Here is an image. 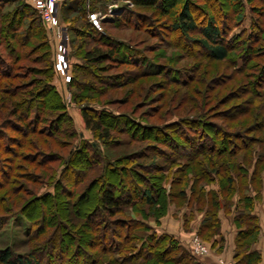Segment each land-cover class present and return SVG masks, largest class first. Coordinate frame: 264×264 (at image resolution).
Listing matches in <instances>:
<instances>
[{"label":"trees","instance_id":"obj_1","mask_svg":"<svg viewBox=\"0 0 264 264\" xmlns=\"http://www.w3.org/2000/svg\"><path fill=\"white\" fill-rule=\"evenodd\" d=\"M113 1L66 0L58 8L68 36L66 86L92 135L88 141L76 131L52 82L55 52L42 19L26 0H0V90H8L0 96V229L16 215L28 223V251L0 248V264H199L173 237L155 232L148 218L157 220L169 205H194L204 212L198 235L206 239L217 231V210L228 209L226 202L236 193V214L248 218L250 229L256 227L244 210L264 191V0H227L222 20L207 10L200 13L202 26L199 7L191 5L196 0H183L168 23L169 0H119L121 10L102 20L100 29L91 25L87 13ZM161 19L181 47L183 41L197 45L208 59H231L235 72L247 71L233 94L245 91L262 101L250 98L243 110L237 104L220 112L240 120L239 127L245 122L243 128L208 124L206 130L196 118L150 124L145 119L155 107L136 115L133 109L119 110L117 99L101 101L133 83L134 76L200 84V65L159 62L131 39L110 32L135 30L159 38L166 48ZM245 20L248 26L242 28ZM213 90L204 89L205 98ZM145 140L152 142L114 157L98 144L127 147ZM130 159L135 162L127 163ZM244 249L241 236L235 264H255L256 255L245 259ZM41 252L44 261L37 256Z\"/></svg>","mask_w":264,"mask_h":264},{"label":"rangeland","instance_id":"obj_2","mask_svg":"<svg viewBox=\"0 0 264 264\" xmlns=\"http://www.w3.org/2000/svg\"><path fill=\"white\" fill-rule=\"evenodd\" d=\"M171 1L169 5V11H167V17L165 18L166 22L168 23L169 20H174L177 15V10L182 3L183 0H169ZM193 1V0H192ZM197 2H192V6H197V14L196 19L199 26H202L204 24L203 16L206 13L205 11H208L209 15L216 16L219 20H222L223 11L225 12L228 8L222 6L224 2L228 3L227 0H196ZM110 4H116L117 8L121 10V2L119 0H115L112 3H106L105 8L101 10H98L97 12L100 13V15L106 14L105 19L109 18L111 15L108 14L107 6ZM226 8V9H225ZM202 12L203 16H200ZM163 20L157 21V23L160 26L162 35L166 38V42L168 43V46L166 48L161 45L162 41L159 38H155L153 36L149 37L147 34L143 33H137L135 30H125V31H113L111 30L114 35L119 37H125L126 39H131L136 44L135 46H139L140 48L146 49L149 51L150 56L155 57L159 60V62H166L167 60L171 59L173 60L174 64L176 66H192V65H200L198 67L196 77L197 80L200 81V84L192 83L188 85H182L179 83L174 84L173 82H168L166 80H163V77L161 76H145V77H136L133 79V83H130L121 89H118L117 91L113 92L111 95L106 94L104 95L103 99L101 101H106L107 99L115 100L117 99V108L119 110L123 111H130L134 110L136 115L143 114V112H147L150 107H155L156 109L152 110V116L147 117L145 120H147L150 124H165L168 122H171L172 120H176L179 118H191V119H199L202 121L199 127L201 128H207V125H218L226 130H237L238 128H243L244 123H242V126L239 127V122L230 121L226 114H222V112L225 109L232 108L237 106V104H241L239 106L240 110H243V108H247V106H250L248 102V99L252 98L249 96L248 93L245 91L241 92L240 95L235 96L233 93H235V90L241 81L245 80V75L247 71H243L241 73H237L233 69V63L231 59H224L222 61H212L208 59L206 56L202 54L201 49L197 45H192L188 42L182 43L185 46L178 45V40L176 37V34H167L165 33V28L162 27ZM167 26V25H166ZM248 26V21L245 20V22L242 25V28H246ZM159 28V27H158ZM164 28V29H162ZM167 32V31H166ZM235 32H239V29L235 30ZM172 42L171 45L169 43ZM188 49V52H187ZM234 53V52H233ZM202 54V55H201ZM70 63L77 62L74 58H70ZM152 66H149L151 68ZM113 70L109 72H117L120 71ZM196 80V81H197ZM53 84L55 85L56 89L60 93V95L63 98V101L65 102L67 106V111L70 117L73 121V126L75 127L76 131L81 135L82 138L93 141L92 135L90 131L85 129L83 122L80 117L79 107L73 104L70 101L69 98V92L66 86V82L64 78L59 74L56 73L53 76L52 79ZM168 84V86H164ZM188 86V87H187ZM214 86V87H213ZM197 88H200V92H197ZM208 88L214 89L212 93H210V96L208 98H205L206 91ZM253 88V86H251ZM206 89L205 93H203V90ZM8 90H0V96H4L5 93ZM15 96V95H14ZM12 96L13 99L17 100L19 97ZM253 101L259 102L262 101V99H254ZM124 100H127V103H123ZM224 100L222 103L221 101ZM254 108V105L252 106ZM205 112V116L202 115V113ZM247 123V122H246ZM246 127V125H245ZM207 130V129H206ZM211 136H216L218 133H215V131H208ZM119 140L124 141L127 136L126 135H115ZM217 138V137H215ZM234 140V139H233ZM151 143L150 140H145L143 143H131L127 147H114V146H103L99 141L98 144L102 150H104V153L108 157H114L122 154H126L127 152H130L134 150L135 148H139L144 144ZM255 149H258V147H254ZM241 154H239L238 158ZM135 162L134 159H130L127 161V163H133ZM160 162V160L158 161ZM251 167V165H250ZM20 181L25 182L27 187H31L32 183L28 179H22L18 178ZM17 179V180H18ZM17 183V181H16ZM17 184H13L12 186L15 187ZM239 197V193H236L233 195L227 202L226 206L229 208L231 206H234L235 202L237 201V198ZM225 200V199H224ZM221 203H224L223 200ZM199 205H202L199 204ZM203 205H205L203 203ZM202 205V206H203ZM184 205L180 206H174L176 209H179L180 207H184ZM146 211L149 210L148 207L143 206ZM139 208V207H138ZM188 208V207H186ZM189 208L191 210L195 209L194 205H190ZM134 209V211H136ZM150 211V210H149ZM199 211V210H197ZM167 212V211H166ZM166 214V213H165ZM165 214L161 217H158L157 220L154 218H148L149 223L155 224L156 223H163L164 219H162ZM63 219L67 221V218H65L63 214ZM191 216H189L190 218ZM186 222V221H184ZM168 223H172V221H165L164 225H167ZM27 221L21 217V215H16L12 218H10L4 226L0 229V248H4L6 246H10L13 248L15 253H26L28 251V245L26 242L25 237V229L27 227ZM188 240L185 241L186 246L188 248V251L190 252L191 246H192V240L194 237H197L199 241L205 245L208 248V253L198 257H204L208 255L211 252V248L206 240L201 238L196 233H189ZM191 253V252H190ZM38 258L42 261H44L45 254L43 252L39 253ZM231 264H234L233 262L229 261ZM219 264H225L227 261H224L222 258L218 259Z\"/></svg>","mask_w":264,"mask_h":264},{"label":"crops","instance_id":"obj_3","mask_svg":"<svg viewBox=\"0 0 264 264\" xmlns=\"http://www.w3.org/2000/svg\"><path fill=\"white\" fill-rule=\"evenodd\" d=\"M241 209L239 207L238 211ZM244 213L248 215L249 218L252 216L254 217V222L256 224L254 229L249 228L247 217L242 219L241 216L236 214L234 206L228 209L220 207L217 210V231L204 239L209 244L211 252L204 257L196 258L195 261L199 264H219L218 259L222 258L224 261H231L235 264L237 239L242 236L245 241V259L250 256L249 253L254 254L257 257L255 264H264L263 190L260 191L259 198L254 199L252 208L244 210ZM189 216L191 217L189 218ZM204 217L203 211H197L196 209L191 210L187 205L179 209H176L174 205H169L162 219H164V222L167 220L172 221V223H168L167 225H164V222L150 224L153 225L155 232L158 234L165 233L173 237L179 245L188 251L185 241L188 240L189 233H199ZM242 257L243 256H240V259Z\"/></svg>","mask_w":264,"mask_h":264},{"label":"built area","instance_id":"obj_4","mask_svg":"<svg viewBox=\"0 0 264 264\" xmlns=\"http://www.w3.org/2000/svg\"><path fill=\"white\" fill-rule=\"evenodd\" d=\"M66 0H26V2L37 12V14L42 19L45 24L50 40L52 41L55 61L54 68L57 73H59L65 81L69 80V75L67 74V69L69 67V62L67 58L68 46H67V32L64 27H62L59 16L58 8L59 5ZM107 11L109 15H112L115 10H117L116 4H110L107 6ZM106 14L100 15L99 12H88L87 19L95 28L100 29V23L105 18ZM191 254L198 258L206 253H208V248L203 245L197 237L192 240V246L190 249ZM225 264H231L227 262Z\"/></svg>","mask_w":264,"mask_h":264}]
</instances>
